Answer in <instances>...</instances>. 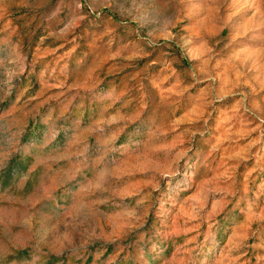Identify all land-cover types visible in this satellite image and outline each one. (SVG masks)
I'll list each match as a JSON object with an SVG mask.
<instances>
[{"label": "rangeland", "instance_id": "rangeland-1", "mask_svg": "<svg viewBox=\"0 0 264 264\" xmlns=\"http://www.w3.org/2000/svg\"><path fill=\"white\" fill-rule=\"evenodd\" d=\"M0 264H264V0H0Z\"/></svg>", "mask_w": 264, "mask_h": 264}, {"label": "bare ground", "instance_id": "bare-ground-1", "mask_svg": "<svg viewBox=\"0 0 264 264\" xmlns=\"http://www.w3.org/2000/svg\"><path fill=\"white\" fill-rule=\"evenodd\" d=\"M215 18V17H214Z\"/></svg>", "mask_w": 264, "mask_h": 264}]
</instances>
